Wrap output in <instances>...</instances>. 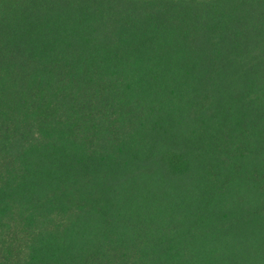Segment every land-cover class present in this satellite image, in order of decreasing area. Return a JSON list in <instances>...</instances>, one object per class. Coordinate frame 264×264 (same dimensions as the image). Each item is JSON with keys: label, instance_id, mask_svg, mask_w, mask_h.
I'll use <instances>...</instances> for the list:
<instances>
[{"label": "trees", "instance_id": "1", "mask_svg": "<svg viewBox=\"0 0 264 264\" xmlns=\"http://www.w3.org/2000/svg\"><path fill=\"white\" fill-rule=\"evenodd\" d=\"M0 264H264V0H0Z\"/></svg>", "mask_w": 264, "mask_h": 264}]
</instances>
